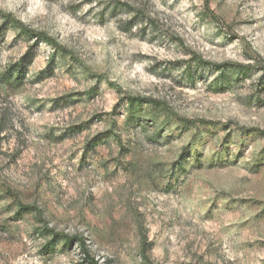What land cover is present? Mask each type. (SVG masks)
Instances as JSON below:
<instances>
[{"label": "rangeland", "instance_id": "374dc122", "mask_svg": "<svg viewBox=\"0 0 264 264\" xmlns=\"http://www.w3.org/2000/svg\"><path fill=\"white\" fill-rule=\"evenodd\" d=\"M263 74L264 0H0V264H264Z\"/></svg>", "mask_w": 264, "mask_h": 264}, {"label": "trees", "instance_id": "16d2710c", "mask_svg": "<svg viewBox=\"0 0 264 264\" xmlns=\"http://www.w3.org/2000/svg\"><path fill=\"white\" fill-rule=\"evenodd\" d=\"M6 19V20H5ZM4 20L6 23H8L9 25H12L14 28L18 29L22 35H24L27 38H33L36 40V44H38L39 42H43L47 45L52 46L55 50L57 51H63V48L58 46V44H56L53 40L49 39L47 36H45L44 34L41 33H34L30 30H28V28H26L23 24H21L20 22L14 20V19H8L7 16H4ZM31 62V61H30ZM30 62L28 64H30ZM190 63H193L194 65L200 66V65H205L208 66L207 63H203L198 59H192ZM214 69L217 71V78L215 80V83H218L220 85H229L231 82V79L229 78L230 75H234L235 77H239V75H245L246 73H248V71L246 69H242L240 67H223V66H214ZM192 67L191 66H185V73L188 75V77H190L192 75ZM264 75V74H263ZM192 77V76H191ZM190 77V79H191ZM257 85L260 87H263L264 89V76H261L258 80H257ZM127 106L128 107H133L135 104H149L153 107H159V104H157V102H155L154 100H151L149 98H139V97H128L125 99ZM32 208H28V207H22L21 210L22 211H30ZM32 212L35 213V209L31 210ZM38 215L39 212H38ZM59 237V236H57ZM54 237V238H57ZM61 238H57L58 240H60L61 243H65L66 245H78L81 250L82 253L84 255V261L87 262L88 264H97L96 262H94V260L92 258L89 257L88 253L86 252L85 249H83L84 247V243L83 241L78 238V237H62Z\"/></svg>", "mask_w": 264, "mask_h": 264}]
</instances>
